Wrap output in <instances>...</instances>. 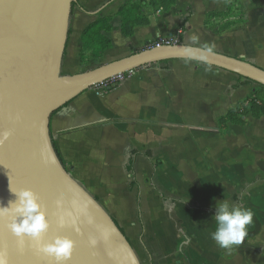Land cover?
I'll list each match as a JSON object with an SVG mask.
<instances>
[{"label":"crops","instance_id":"0c3cea01","mask_svg":"<svg viewBox=\"0 0 264 264\" xmlns=\"http://www.w3.org/2000/svg\"><path fill=\"white\" fill-rule=\"evenodd\" d=\"M129 1L77 0L64 75L82 69V35L104 18L112 19L104 34L112 48L104 58L125 48L142 50L156 41L178 40L188 19L183 44L196 35V46L206 44L264 69V0H237L242 19L228 28L227 20L221 21L226 17L208 23L209 14L227 11L228 0H177L169 11L146 6L148 25L126 38L118 13ZM217 23L224 27L215 33ZM256 90L237 75L199 63L153 64L135 70L113 90L97 86L84 92L52 116L50 132L67 171L117 222L141 264H264V116L249 114L245 126L229 125L225 134L219 132L220 118ZM179 134L186 139L173 145ZM195 136L204 140L201 147L190 142ZM157 161L171 166L156 173L160 183L176 175L179 166L205 164L211 174L210 166H219L213 174L218 183L211 187L217 191L192 183L187 194L171 184L164 190L152 179ZM186 177L190 182L193 176ZM220 200L254 213L244 243L231 250L211 238Z\"/></svg>","mask_w":264,"mask_h":264},{"label":"water","instance_id":"95a60500","mask_svg":"<svg viewBox=\"0 0 264 264\" xmlns=\"http://www.w3.org/2000/svg\"><path fill=\"white\" fill-rule=\"evenodd\" d=\"M77 0H0V204L15 200L10 187L39 197L55 237L75 242L67 264H141L130 242L102 205L63 165L50 132L52 116L84 92L153 64L184 60L186 44H158L93 70L63 74V62ZM264 87V69L240 57L213 51L207 64ZM57 201H62L58 207ZM66 223L60 224V217ZM75 220V226L72 221ZM91 220V223H89ZM0 219V253L9 264H56L28 237L19 239ZM90 238L96 240L90 245Z\"/></svg>","mask_w":264,"mask_h":264},{"label":"clouds","instance_id":"9594fccd","mask_svg":"<svg viewBox=\"0 0 264 264\" xmlns=\"http://www.w3.org/2000/svg\"><path fill=\"white\" fill-rule=\"evenodd\" d=\"M191 43L182 46L180 55L186 61H196L207 64L213 48L208 45L196 46L198 37L192 35ZM10 131H0V145L9 140ZM11 193L15 200L9 201L7 206L0 204V219L7 220V228L19 238H30L38 250L53 257L56 264H67L71 259L75 242L67 237H55L51 242L43 243V234L47 232L49 223L45 212L41 208L39 197L31 189H13ZM62 201H57L58 207ZM254 213L250 208L230 204L227 200H220L215 206V231L211 233L212 240L222 249L231 250L242 245L248 235L247 228L253 222ZM60 224H65L66 218L60 217ZM75 226V220L72 221ZM91 223V220H89ZM90 245L95 246L96 240L90 238ZM0 264H9L8 257L0 253Z\"/></svg>","mask_w":264,"mask_h":264},{"label":"trees","instance_id":"16d2710c","mask_svg":"<svg viewBox=\"0 0 264 264\" xmlns=\"http://www.w3.org/2000/svg\"><path fill=\"white\" fill-rule=\"evenodd\" d=\"M229 7L226 12L224 13H213L209 14L208 18H221L226 17L227 15H234L233 13L236 12L237 14V0H228ZM177 0H131L130 2L126 3L124 6L121 7L119 10L118 16L121 19V33L124 37L129 38L133 36L134 30L137 27H142L148 25V19L144 15V8L146 6H151L157 9H161L164 11H169L175 8ZM233 9V10H232ZM232 10V11H231ZM231 11V12H230ZM111 18H104L94 22L90 27H88L83 35H82V42H83V52L81 55V61H86L88 54L93 53L96 51L97 53L94 54L96 57L99 56L101 53L110 50L112 48V43L110 39L104 36L105 33L111 30ZM188 24V19H186L181 28V33L178 37L177 44H183V32ZM234 23H232L233 25ZM231 24L226 26V28L232 26ZM223 29V28H222ZM160 41H156L152 44L155 46L159 44ZM152 44H148L144 49H148ZM141 50L134 49L133 54L137 53ZM240 79H243L240 77ZM245 82L248 84H255L250 80H246ZM117 84L110 86V90L114 89ZM252 115L253 118L259 119L264 116V88L263 91H258L254 93V96L250 97L246 101L239 102L235 108H232L224 117L220 118L219 120V132L221 134H225L228 130L229 125L235 126H245V118L248 115ZM56 149V147H55ZM57 151V150H56ZM58 153V152H57ZM133 161L130 162L128 167V171H132ZM97 200V199H96ZM116 225L118 226L117 222L114 220ZM119 227V226H118ZM120 228V227H119ZM122 231V229H120ZM123 233V231H122Z\"/></svg>","mask_w":264,"mask_h":264},{"label":"rangeland","instance_id":"374dc122","mask_svg":"<svg viewBox=\"0 0 264 264\" xmlns=\"http://www.w3.org/2000/svg\"><path fill=\"white\" fill-rule=\"evenodd\" d=\"M231 14L232 13H230V15H227L225 19H221L223 17H221V18H208V23H209V21L213 22V20H215V19H218V20L221 19L222 22L227 20L226 26H228V25L231 24V22L238 21V19H239L238 23L241 21L240 19H242V18L240 17V14L237 15L236 12L233 13L234 16L231 15ZM231 16H233V18H229ZM243 25H244V23H243ZM223 27H224V25H221V24L217 23L216 27H215L216 28V32L215 33H218V31H222ZM174 40H172L171 38H167L164 41H160L159 44H164L165 42H170L171 44H175ZM151 46H155V45L152 44ZM106 52L107 51L101 53L99 56L96 55V57L94 56V54L97 53L96 51H94L93 53L88 54V57H87L86 61L82 62V69L81 70L78 69V71L75 74H79V73H83V72H87V71L93 70V69L98 68V67H100L102 65H105V64H108L110 62L125 58V57L130 56V55L133 54V50H129V49L125 48V50L123 49V50H120L119 52H117V56H110V57L104 58ZM254 61L256 62V60H254ZM257 63H258V61H257ZM218 71H219V69H218ZM239 79H240V77H239ZM242 80L245 81V79H242ZM112 85H114V83L113 84H109V86H112ZM252 85H255L257 87V89H258L256 91H254V93L258 92V91H261V90L263 91L264 87H261L258 84H252ZM254 93H253L252 96H254ZM180 115H181V112H180ZM183 117L185 118V116H183ZM206 122L207 121H205V120L204 121L200 120V123L203 126H206ZM183 135L184 134H179L178 135V139L174 140L173 145L174 144L175 145L176 144L177 145H181L182 141L184 139H186L185 138L186 136H183ZM190 140H191L190 142L196 143L198 145L196 147H201L205 143L204 140H202V139L197 140L196 136L194 137V140H192V139H190ZM205 166H206L205 164H199V165H194V166H185V167L179 166V167H176V168H178V171H177L176 175H173L170 179L169 178H163V181H162L163 183H160L157 180L156 173L159 172V171L164 173V171H165L164 168L167 169L166 171H169L171 166L163 167L162 162L161 161H159V162L157 161L156 165H154V173H155V175L152 176V179L155 180V183L157 182L159 185L163 184V185H161V187L164 190H165V188L168 189V187L166 185L171 184L173 186L172 188L175 187L176 189L182 191V193L187 194L188 191H193L192 190L193 187L191 186V183H192V185L196 186V189H205L206 191L216 192L217 189H214V188H211V187L212 186L214 187V184L217 185V183H218L216 181V177H214L213 174L215 175V173H217L219 171V166H216L215 168L213 166H210L212 169H214L212 171L213 174H211V171ZM207 166H209V165H207ZM245 170L246 171H250V167L249 168H245ZM186 174H190L191 176H193V177H191L190 182H187ZM194 205H196V204H194Z\"/></svg>","mask_w":264,"mask_h":264},{"label":"built area","instance_id":"2783aa9c","mask_svg":"<svg viewBox=\"0 0 264 264\" xmlns=\"http://www.w3.org/2000/svg\"><path fill=\"white\" fill-rule=\"evenodd\" d=\"M172 40H174V39H172ZM174 41H175V44H177L178 40H174ZM164 44H171V43L170 42H165ZM133 73H134V71L126 73V74H123V75H120V76H118V77H116V78H114V79H112V80H110L108 82H105L104 84H101L99 86L108 87L109 84L121 83V82L125 81L126 79L131 78L133 76Z\"/></svg>","mask_w":264,"mask_h":264},{"label":"snow or ice","instance_id":"6c2138e0","mask_svg":"<svg viewBox=\"0 0 264 264\" xmlns=\"http://www.w3.org/2000/svg\"><path fill=\"white\" fill-rule=\"evenodd\" d=\"M15 190V188H13Z\"/></svg>","mask_w":264,"mask_h":264}]
</instances>
